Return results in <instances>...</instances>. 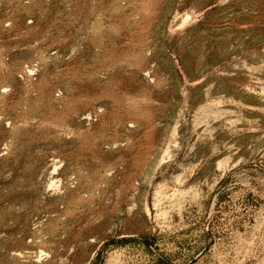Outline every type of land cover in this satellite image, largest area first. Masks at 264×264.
<instances>
[{
    "label": "rangeland",
    "instance_id": "1",
    "mask_svg": "<svg viewBox=\"0 0 264 264\" xmlns=\"http://www.w3.org/2000/svg\"><path fill=\"white\" fill-rule=\"evenodd\" d=\"M0 264H264V0H0Z\"/></svg>",
    "mask_w": 264,
    "mask_h": 264
}]
</instances>
